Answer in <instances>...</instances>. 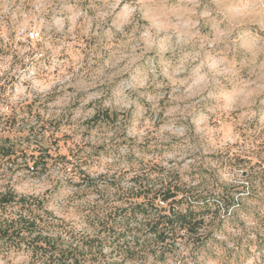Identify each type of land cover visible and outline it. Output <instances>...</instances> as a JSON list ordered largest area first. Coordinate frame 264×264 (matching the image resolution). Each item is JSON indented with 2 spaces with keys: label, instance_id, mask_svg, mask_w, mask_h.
<instances>
[{
  "label": "rangeland",
  "instance_id": "374dc122",
  "mask_svg": "<svg viewBox=\"0 0 264 264\" xmlns=\"http://www.w3.org/2000/svg\"><path fill=\"white\" fill-rule=\"evenodd\" d=\"M5 137L0 193L106 258L113 233L153 238L129 208L154 219L169 186L204 197L205 229L121 264H264V0H0Z\"/></svg>",
  "mask_w": 264,
  "mask_h": 264
},
{
  "label": "trees",
  "instance_id": "16d2710c",
  "mask_svg": "<svg viewBox=\"0 0 264 264\" xmlns=\"http://www.w3.org/2000/svg\"><path fill=\"white\" fill-rule=\"evenodd\" d=\"M7 141L9 137H5L0 142V157H5L6 160L12 156L11 147L5 143ZM35 162L36 159L33 160V164ZM149 181L146 177L142 185L145 190L142 196L148 200L152 198V195L148 197L150 189L156 186ZM176 190L169 186L158 190L162 202L175 204L164 210V213L157 212L154 219L149 217L152 212L148 208V203H141V210L129 208L133 214L140 213L143 218L148 217L144 226L153 238L139 239L136 238L135 233L126 235V232L108 234L111 236L107 245L110 247L109 258L104 256V245L101 242L98 244L94 239L84 240L76 237L44 207L37 197L18 195L13 191L2 192L0 193V251L4 254L25 251L31 258V264H121L126 259H133L141 251L158 254L159 258L163 259L165 250H168L167 246L176 242L181 232L192 237L199 236L201 230L205 229V215L199 211L201 209L204 211L206 208L209 210L204 197L195 196L191 199L189 193L182 191L179 198H176L178 196ZM98 224H100L99 230L106 228V223L101 224L98 221L94 223L95 227L98 228ZM127 228L128 226L125 227L127 232H131Z\"/></svg>",
  "mask_w": 264,
  "mask_h": 264
},
{
  "label": "built area",
  "instance_id": "2783aa9c",
  "mask_svg": "<svg viewBox=\"0 0 264 264\" xmlns=\"http://www.w3.org/2000/svg\"><path fill=\"white\" fill-rule=\"evenodd\" d=\"M28 35H29V37L31 39H35V38H37L39 36V32L38 31L31 30V31H29Z\"/></svg>",
  "mask_w": 264,
  "mask_h": 264
}]
</instances>
